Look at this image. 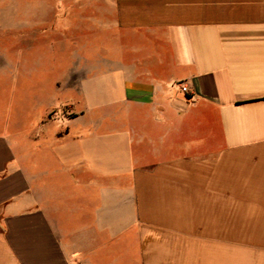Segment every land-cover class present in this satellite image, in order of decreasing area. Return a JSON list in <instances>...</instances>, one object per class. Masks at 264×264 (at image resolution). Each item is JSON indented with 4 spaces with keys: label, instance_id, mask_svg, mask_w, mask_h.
I'll list each match as a JSON object with an SVG mask.
<instances>
[{
    "label": "crops",
    "instance_id": "obj_1",
    "mask_svg": "<svg viewBox=\"0 0 264 264\" xmlns=\"http://www.w3.org/2000/svg\"><path fill=\"white\" fill-rule=\"evenodd\" d=\"M95 13L97 111L0 102V264H264V0Z\"/></svg>",
    "mask_w": 264,
    "mask_h": 264
},
{
    "label": "rangeland",
    "instance_id": "obj_2",
    "mask_svg": "<svg viewBox=\"0 0 264 264\" xmlns=\"http://www.w3.org/2000/svg\"><path fill=\"white\" fill-rule=\"evenodd\" d=\"M95 12L97 0H0V102L12 128L21 113L30 131L43 110L35 99L54 100L49 118L66 112L64 100L97 111Z\"/></svg>",
    "mask_w": 264,
    "mask_h": 264
},
{
    "label": "built area",
    "instance_id": "obj_3",
    "mask_svg": "<svg viewBox=\"0 0 264 264\" xmlns=\"http://www.w3.org/2000/svg\"><path fill=\"white\" fill-rule=\"evenodd\" d=\"M179 87H180V90L182 92H186L187 91V86L184 83H182L181 85H179Z\"/></svg>",
    "mask_w": 264,
    "mask_h": 264
}]
</instances>
